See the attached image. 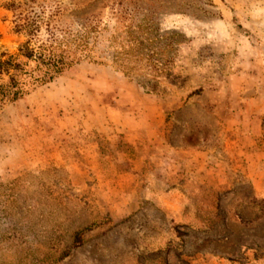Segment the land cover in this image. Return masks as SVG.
Listing matches in <instances>:
<instances>
[{"label": "rangeland", "instance_id": "rangeland-1", "mask_svg": "<svg viewBox=\"0 0 264 264\" xmlns=\"http://www.w3.org/2000/svg\"><path fill=\"white\" fill-rule=\"evenodd\" d=\"M24 17L72 66L0 103V264H264V0H0V54Z\"/></svg>", "mask_w": 264, "mask_h": 264}, {"label": "trees", "instance_id": "trees-1", "mask_svg": "<svg viewBox=\"0 0 264 264\" xmlns=\"http://www.w3.org/2000/svg\"><path fill=\"white\" fill-rule=\"evenodd\" d=\"M38 21L37 19L33 20L24 17L21 18L20 22L17 24L16 32L30 37L21 46L19 56L0 54V76H7L9 79L7 84L0 85V103L6 100L10 102L18 101L29 94L30 90L34 89L37 85L52 82L56 77L63 75L64 72L69 70L72 66V62L66 59L65 56L55 54V45L59 44L63 46L61 42L48 40V44L43 43L36 48L33 46L32 37H34L35 33L40 29ZM83 28H85L86 32L79 38L77 47L82 55H86V53L90 51L89 39L91 33L95 32L97 28L93 26L89 20L86 21ZM162 38L163 36L161 35L157 37L158 40H162ZM161 43L162 42H160L159 45ZM21 58H24L26 62H23ZM33 61L38 63L37 76L32 75L33 70L31 72L26 70V66ZM170 62V60H167L165 64L160 62L162 68L156 66L155 71L159 75L163 74L164 72L162 71L164 66ZM149 88L152 92H155L156 89H158V83L153 82Z\"/></svg>", "mask_w": 264, "mask_h": 264}, {"label": "crops", "instance_id": "crops-1", "mask_svg": "<svg viewBox=\"0 0 264 264\" xmlns=\"http://www.w3.org/2000/svg\"><path fill=\"white\" fill-rule=\"evenodd\" d=\"M250 106L246 113L248 114L249 124L251 126V137L254 139L264 138V126L262 119L257 115L256 108L257 105L264 103V98L260 96H255L249 99ZM259 103V104H257ZM257 104V105H256ZM249 166L256 165L250 176V182L254 190L264 197V150L257 149L253 152L249 158Z\"/></svg>", "mask_w": 264, "mask_h": 264}]
</instances>
